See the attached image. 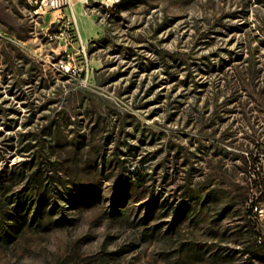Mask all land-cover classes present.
<instances>
[{
	"label": "rangeland",
	"instance_id": "rangeland-1",
	"mask_svg": "<svg viewBox=\"0 0 264 264\" xmlns=\"http://www.w3.org/2000/svg\"><path fill=\"white\" fill-rule=\"evenodd\" d=\"M88 8L0 0V264H264V0Z\"/></svg>",
	"mask_w": 264,
	"mask_h": 264
},
{
	"label": "built area",
	"instance_id": "built-area-1",
	"mask_svg": "<svg viewBox=\"0 0 264 264\" xmlns=\"http://www.w3.org/2000/svg\"><path fill=\"white\" fill-rule=\"evenodd\" d=\"M35 12H60V16L57 19L59 25V31L57 37L64 41L65 52L68 47L74 45L76 41L80 43L79 52L85 55V44L81 40L77 24L74 18L69 16V12H73V0H25ZM63 66V65H62ZM84 77L88 80V73H84ZM264 220V210L262 212Z\"/></svg>",
	"mask_w": 264,
	"mask_h": 264
},
{
	"label": "crops",
	"instance_id": "crops-1",
	"mask_svg": "<svg viewBox=\"0 0 264 264\" xmlns=\"http://www.w3.org/2000/svg\"><path fill=\"white\" fill-rule=\"evenodd\" d=\"M90 1L92 0H73V12L68 13L70 17L74 18L78 27L80 38L83 42L86 40L88 41L98 33L97 27L93 25V16L88 10V4ZM95 1L108 4L110 0ZM51 13L56 14L57 18L60 16V12L58 11Z\"/></svg>",
	"mask_w": 264,
	"mask_h": 264
},
{
	"label": "trees",
	"instance_id": "trees-1",
	"mask_svg": "<svg viewBox=\"0 0 264 264\" xmlns=\"http://www.w3.org/2000/svg\"><path fill=\"white\" fill-rule=\"evenodd\" d=\"M113 9H114V10H115V9L117 10V9H118V6H115Z\"/></svg>",
	"mask_w": 264,
	"mask_h": 264
},
{
	"label": "bare ground",
	"instance_id": "bare-ground-1",
	"mask_svg": "<svg viewBox=\"0 0 264 264\" xmlns=\"http://www.w3.org/2000/svg\"><path fill=\"white\" fill-rule=\"evenodd\" d=\"M112 2V0H110Z\"/></svg>",
	"mask_w": 264,
	"mask_h": 264
}]
</instances>
